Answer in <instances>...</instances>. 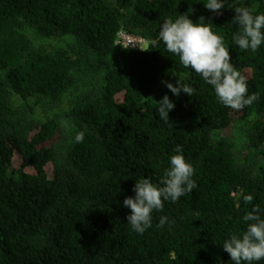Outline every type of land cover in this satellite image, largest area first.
Here are the masks:
<instances>
[{
	"label": "trees",
	"instance_id": "trees-1",
	"mask_svg": "<svg viewBox=\"0 0 264 264\" xmlns=\"http://www.w3.org/2000/svg\"><path fill=\"white\" fill-rule=\"evenodd\" d=\"M206 2L0 0V264H234L224 240L255 206L264 219V43L240 49L232 20L235 6L264 14V0H224L221 15ZM184 14L224 38L252 105L226 107L166 50L160 26ZM178 79L192 96L162 83ZM177 145L196 187L137 233L123 201L136 180L159 183Z\"/></svg>",
	"mask_w": 264,
	"mask_h": 264
},
{
	"label": "clouds",
	"instance_id": "clouds-1",
	"mask_svg": "<svg viewBox=\"0 0 264 264\" xmlns=\"http://www.w3.org/2000/svg\"><path fill=\"white\" fill-rule=\"evenodd\" d=\"M204 6L221 15L224 8V0H207ZM235 16L232 24L239 30L233 33V42L242 50L256 52L264 43V14H253V10L244 6H235ZM204 21V18H200ZM134 37L125 32L118 35V44H123L124 38ZM159 40L166 45V50L179 58L184 68H190L200 75L203 80L214 88L218 100L234 110H242L252 105L259 99V93L248 95L246 78L230 62L229 48L224 44V38L212 30L210 23H193L187 14L179 15L175 20L166 19L159 29ZM139 43L138 45H140ZM157 41L153 40L152 44ZM131 46V45H129ZM137 47V46H131ZM143 50V49H142ZM173 75L176 74L173 72ZM166 87L179 96L181 91L192 96L194 89L187 84H181L180 79L176 85L168 81H162ZM158 104L159 117L166 123L169 122V111L174 109V103L165 95ZM84 133L78 132L75 136L77 143L83 142ZM177 154L170 157V166L165 169L158 184H154L148 178L136 180L133 191L134 197H126L123 205L131 210L127 221L132 230L143 234L151 227L153 210L162 211L164 201L176 202L187 192H191L196 183L192 179L193 166L186 162L180 154L181 146L174 150ZM245 202H251L252 196L244 197ZM247 223L246 230L239 234H232L224 240L222 247L230 255L234 264H253L264 260V219L261 218L259 206L243 216ZM167 217H161L158 227H162Z\"/></svg>",
	"mask_w": 264,
	"mask_h": 264
},
{
	"label": "built area",
	"instance_id": "built-area-1",
	"mask_svg": "<svg viewBox=\"0 0 264 264\" xmlns=\"http://www.w3.org/2000/svg\"><path fill=\"white\" fill-rule=\"evenodd\" d=\"M122 37L124 38V45L138 46V44L143 41L142 39H135L124 35H122Z\"/></svg>",
	"mask_w": 264,
	"mask_h": 264
},
{
	"label": "rangeland",
	"instance_id": "rangeland-1",
	"mask_svg": "<svg viewBox=\"0 0 264 264\" xmlns=\"http://www.w3.org/2000/svg\"><path fill=\"white\" fill-rule=\"evenodd\" d=\"M141 44H143L142 46H143V47H145V45H144V44H145V42H143V43H141Z\"/></svg>",
	"mask_w": 264,
	"mask_h": 264
}]
</instances>
